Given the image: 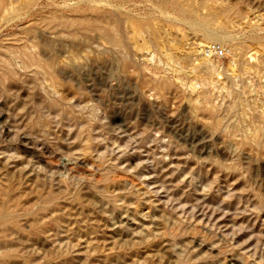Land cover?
<instances>
[{"label": "rangeland", "instance_id": "rangeland-1", "mask_svg": "<svg viewBox=\"0 0 264 264\" xmlns=\"http://www.w3.org/2000/svg\"><path fill=\"white\" fill-rule=\"evenodd\" d=\"M9 1L5 3L6 0H3L4 7L0 10V44L8 42L6 46L0 45V86L5 88L0 89V201L7 197L4 193L10 194L17 208L35 211L25 219L17 221L15 234L10 232L11 237H8L12 240L17 236L25 240L38 238L39 244L18 251L12 248L3 251L0 254V264H264V143L259 147L249 136V133L255 132L256 129L258 132L259 125H264V122L257 118L256 111L257 107L264 108V0H29L30 3L28 0ZM224 3L230 6L233 4L232 7L240 13H229L230 17L219 16V19L211 24L206 21V25L204 19ZM45 16L50 17L48 19L54 24L49 21L51 26L49 23L47 25L48 19L46 21V18H43ZM53 16L56 19H53ZM81 24L85 26L81 27ZM108 29L116 30L121 47L116 45L111 37L110 39L105 35L107 38H104ZM210 30L218 36L225 32V35L231 34L234 38L226 39L225 42L215 40L212 43L207 40ZM259 41L261 42L258 43ZM23 43L29 47H25ZM111 43L113 44L110 45ZM208 44L221 46L224 50L222 55L212 57L215 70L211 73L202 58V49ZM230 44L237 47H231ZM118 48L121 49L120 53ZM2 53L5 54L4 57L1 56ZM24 53L30 58L34 55V61L38 60L39 63L45 61V65L42 62L43 66L51 67V72L47 71L51 80L48 79L47 73L42 74L43 67H29L34 71L29 68L19 70V62L23 57L29 59ZM36 53L38 56H35ZM10 54L15 56V59ZM6 55L8 58H5ZM5 59L11 60L15 67L14 73L20 71L21 74H9L12 72L1 66V61ZM229 66L233 67L232 70ZM253 67L262 68L263 72L260 69L255 73L257 69ZM250 68L253 71H250ZM244 72L247 73L246 76ZM34 74L38 78H35ZM1 75L6 78L2 80ZM43 76L47 78L46 81ZM9 78L13 79V82ZM55 79L57 81L53 84L52 80ZM48 80L52 81V84ZM37 81L38 84L33 83ZM46 88L50 95L45 93ZM73 95L77 97L74 98ZM237 95L239 100L235 97ZM201 101L204 102L201 104ZM204 103L208 105L205 106ZM228 103L232 106L228 105L227 108ZM37 104L41 107L39 110L38 107L35 108ZM194 104H198V108ZM29 115L36 118L31 119ZM242 116L245 117L242 130L231 127L232 123L240 122ZM16 119L21 125H16L19 124ZM89 119L90 123H87ZM81 120L83 123L80 124ZM37 132L44 135L41 137ZM62 134L65 136L62 137ZM87 134L91 135H88L89 141ZM146 135L151 139L147 140ZM243 135L249 140L244 139ZM91 137L98 142L94 143ZM77 141L79 143H76ZM68 143H71V147ZM87 143L93 145L89 150ZM111 150L114 154L116 152L115 157ZM32 153H36V156H32ZM100 153H104V163L98 157ZM113 163L117 167L109 170L106 166L115 165ZM31 164H34V167ZM128 170L132 173L127 172ZM52 175L56 177L55 180ZM28 178H33L34 182ZM79 180L83 182L77 184L76 181ZM87 180L91 183V191L88 189ZM82 183H86V187ZM83 189L89 190V195L88 191ZM80 192H85V196ZM49 193L60 202L47 210L44 209L47 215L43 210L39 211L44 212L42 217L49 216L48 210L49 213H54L51 210L57 209L56 215L64 212L73 221V227L77 222L79 226L91 224V231L86 233L82 229L78 235L72 236L50 230L42 237L36 235V227L42 219L41 213L37 211L41 201L39 197L43 198ZM86 195L89 200H93L88 201ZM261 203L263 204L260 205ZM89 205H92V209ZM59 206L63 207L62 211ZM65 207L70 210L66 211ZM234 214L239 215L236 218ZM122 221L124 224H121ZM226 231L233 232H229V235ZM55 233L59 236H55ZM62 235H67L66 242Z\"/></svg>", "mask_w": 264, "mask_h": 264}, {"label": "bare ground", "instance_id": "bare-ground-1", "mask_svg": "<svg viewBox=\"0 0 264 264\" xmlns=\"http://www.w3.org/2000/svg\"><path fill=\"white\" fill-rule=\"evenodd\" d=\"M5 1V0H4ZM11 1V0H10ZM9 1V2H10ZM26 1V0H25ZM32 1H36V0H31V2ZM12 2V1H11ZM27 2H29V0L27 1ZM5 3H7V0H6V2ZM30 3V2H29ZM12 4V3H11ZM32 4V3H31ZM6 5V4H5ZM23 5V4H22ZM21 5V6H22ZM220 5V4H219ZM11 6V5H10ZM25 6V5H24ZM30 6V5H29ZM233 6V4L230 6V5H228V4H225L224 3V5H220V6H218L217 7V9H215V11L214 12H212L206 19H204L205 21V24H206V21H208V22H210V24H211V22L213 23V21H215L219 16H224V15H226V16H229L228 14L229 13H232V15L233 14H235V13H237L238 14V12H239V10H238V12H237V9L235 8V7H232ZM3 7H4V2H3V0H0V10L1 9H3ZM8 7H9V5H8ZM31 7V6H30ZM181 7V6H180ZM17 8V7H16ZM25 8V7H24ZM28 8V7H27ZM235 8V9H234ZM10 9V8H9ZM9 9H8V11H9ZM26 9V8H25ZM214 9V8H213ZM5 10V9H4ZM7 10V9H6ZM20 10V9H19ZM181 10V9H180ZM185 10V9H184ZM21 11H22V9H21ZM6 12V11H5ZM240 13V12H239ZM53 15V14H52ZM55 15V14H54ZM82 16V15H81ZM80 16V17H81ZM87 16V15H86ZM231 16V15H230ZM229 16V17H230ZM54 17V16H53ZM52 17V18H53ZM104 17V16H103ZM105 17H107V16H105ZM116 17V16H115ZM114 17V18H115ZM2 18V17H1ZM0 18V19H1ZM43 18H46V21H47V19L48 18H50V17H43ZM59 18H61L60 16H59ZM78 18V17H77ZM76 18V19H77ZM53 19H56L55 17L53 18ZM63 19H65V17H63ZM82 19V18H81ZM88 19H89V16H88ZM110 19V18H109ZM219 19V18H218ZM59 20V19H58ZM68 20V18L66 19V21ZM78 20V19H77ZM86 20V19H85ZM90 20V19H89ZM131 20V19H130ZM229 20H231L230 18H229ZM229 20L227 19V21L229 22ZM49 21H51L52 22V20H50V19H48V22H47V25H48V23H49V26H51L50 24V22ZM54 21V20H53ZM70 21V20H69ZM73 21H74V19H73ZM73 21H72V23H73ZM84 21V20H83ZM109 21V20H108ZM112 21V20H111ZM63 22V20L61 21V23ZM71 22V21H70ZM70 22H68L69 24H70ZM74 22H78V21H74ZM79 22H81V20H80V18H79ZM85 22V21H84ZM84 22H82V23H84ZM87 22V21H86ZM88 22H90V21H88ZM94 22H97V21H95L94 20ZM99 22V21H98ZM101 22V21H100ZM53 23V22H52ZM71 23V24H72ZM91 23H92V19H91ZM102 23V22H101ZM100 23V24H101ZM114 23H115V21H114ZM43 24H45V22L43 23ZM54 24V23H53ZM56 24H57V22H56ZM59 24V23H58ZM66 23H65V21H64V25H65ZM68 24V25H69ZM78 23H76V25H77ZM85 24H87V23H85ZM92 24H94V23H92ZM105 24H107V23H105ZM109 24V23H108ZM138 24V23H137ZM143 24V23H142ZM201 24H202V22H201ZM200 24V25H201ZM63 25V24H62ZM82 25V24H81ZM84 25V24H83ZM83 25L81 26V27H83ZM99 25V24H98ZM139 25V24H138ZM144 25H146V23L144 24ZM197 25V24H196ZM199 25V24H198ZM207 25V24H206ZM74 26H75V24H74ZM78 27H79V25H77ZM85 26V25H84ZM89 26V25H88ZM113 26V25H112ZM140 26V25H139ZM99 27V26H98ZM110 27H111V25H110ZM150 27V26H149ZM88 28V27H87ZM87 28H84V29H87ZM132 28V27H131ZM142 28V27H141ZM79 29V28H78ZM114 29V28H113ZM115 29H117V27L115 28ZM121 29V28H120ZM143 29H145L144 27H143ZM149 29V28H148ZM80 30H82V29H80ZM88 30V29H87ZM86 30V31H87ZM91 30V29H90ZM89 30V31H90ZM96 30V29H95ZM105 30V29H104ZM140 30V29H139ZM224 30V29H223ZM85 31V30H84ZM100 31H101V29H100ZM116 30H112V29H108L107 30V32H106V34H104V36L106 35V36H108L109 38L111 37L114 41H115V44L116 45H118V46H120L119 44H120V42L121 41H119L118 39V35H116V32H115ZM122 31V30H121ZM144 31V30H143ZM146 31H147V29H146ZM149 31H150V29H149ZM211 32H208L207 33V40L208 41H210V42H212V43H214V41L216 40H219V41H223V42H225V40L226 39H233L234 37L232 36H228V35H225V32H223L224 34H222V35H219L218 36V34L216 33V32H213L212 30H210ZM226 31V30H225ZM92 32V31H91ZM142 32V31H141ZM150 32H152V31H150ZM139 33V32H138ZM143 33V32H142ZM221 33H222V31H221ZM102 34V33H101ZM132 34V33H131ZM134 34V33H133ZM226 34H228V33H226ZM233 34V33H232ZM240 34V33H239ZM238 34V35H239ZM242 35H244V34H242ZM104 37V38H107V37ZM236 37V36H235ZM110 38V39H111ZM237 38V37H236ZM13 40V39H12ZM15 40H17V39H15ZM14 40V41H15ZM240 40V39H239ZM107 41H109L108 39H107ZM124 41V40H123ZM130 41V40H129ZM234 40H232V42H233ZM255 41V40H254ZM254 41L252 42V43H254ZM258 41V40H257ZM263 41V40H262ZM10 42V41H9ZM13 42V41H12ZM19 42V41H18ZM21 42H23V41H21ZM111 42H113L112 40H111ZM239 42V41H238ZM241 42V41H240ZM261 41H259L258 43H260ZM8 43V42H7ZM6 42L3 44H0V45H5V44H7ZM11 43V42H10ZM15 43H17V42H15ZM14 43V44H15ZM20 43V42H19ZM19 43H17L18 45L17 46H20V44ZM109 43V42H108ZM114 43V42H113ZM113 43H111L110 45H112ZM125 43V42H124ZM130 43V42H129ZM229 43V42H228ZM236 43V42H235ZM245 43H247V42H245ZM250 42H248V44H249ZM257 43V42H256ZM264 43V42H263ZM13 44V43H12ZM13 44V45H14ZM25 43H23L22 45H24ZM115 44H114V46H115ZM126 44V43H125ZM8 45V44H7ZM11 45V44H10ZM16 45V44H15ZM14 45V46H15ZM29 45H31V44H29ZM123 45V44H122ZM242 45V44H241ZM254 45H256V44H254ZM6 46V45H5ZM25 47L27 46V47H29L28 45H24ZM230 46L232 47L233 45L232 44H230ZM234 46H235V44H234ZM233 46V47H234ZM244 46H247V45H244ZM12 47V46H11ZM11 47H10V49L9 50H11ZM21 47V46H20ZM20 47H19V49H20ZM34 47V46H33ZM36 47V46H35ZM121 47V46H120ZM235 47H237V46H235ZM234 47V48H235ZM248 47H249V45H248ZM252 47V46H251ZM1 48V47H0ZM3 48H5V47H3ZM2 48V49H3ZM18 48V47H17ZM16 48V49H17ZM30 48H32L31 46H30ZM212 45H206V46H204V48L202 49V55H203V59H204V64H205V66H206V68H207V70L211 73V71L213 70H215L214 68V64H213V62H212V57L213 56H215L214 55V52L212 51ZM254 47H252V49H253ZM1 49V50H2ZM110 49V48H109ZM116 49V48H115ZM125 49V48H124ZM233 49V48H232ZM21 50V49H20ZM28 50H30V49H28ZM117 50H119V48L117 49ZM228 50V49H227ZM14 51H15V49H14ZM14 51H12V52H14ZM24 51V50H23ZM26 51V50H25ZM32 51V52H31ZM30 52L31 53H33V49L31 50ZM111 51V50H110ZM114 51H116V50H114ZM120 51H121V49L119 50V53H120ZM229 51H232L231 49H229ZM245 51V50H244ZM1 52H3V50L1 51ZM8 52V51H7ZM6 52V53H7ZM22 51H20V53H21ZM37 52V51H36ZM125 52H127V49L125 50ZM124 52V53H125ZM248 52V51H247ZM246 52V53H247ZM258 52V51H257ZM9 53H11V52H9ZM15 53H16V51H15ZM17 53H19L18 51H17ZM26 53V52H25ZM25 53H24V55H25ZM27 53H29V51L27 52ZM26 53V54H27ZM114 53V52H113ZM232 53H233V51H232ZM240 53H241V51H240ZM245 53V52H244ZM248 54H249V52H248ZM256 54V53H255ZM254 54V55H255ZM5 56V54L4 53H2V57H4ZM12 54H10V56H11ZM30 55H32V54H30ZM124 55V54H123ZM233 55V54H232ZM264 55V54H263ZM13 56V55H12ZM17 57L19 56V54H17L16 55ZM22 56H23V54H22ZM22 56H21V58H22ZM25 56H27V55H25ZM29 56V55H28ZM27 56V58H29V59H25L24 57H23V59H22V61L21 62H19L20 63V65H19V67H20V69L19 70H21V69H25V70H28L27 68H29V67H36L37 69L38 68H41V67H43V70H42V74H43V72L44 73H47V71L49 70V69H51V67H49V66H47V67H45V66H43V63L42 62H44V65H45V61H43L42 60V62L41 63H39V61L37 60V59H35V60H37V61H34V55H32V57L30 58V57H28ZM35 56H38L37 55V53L35 54ZM256 57V56H255ZM259 57H260V55H259ZM259 57H258V60H260L259 59ZM1 58V57H0ZM5 58H8V56L6 55V57ZM11 57H9V59H10ZM21 58H16L17 60H19V59H21ZM214 58V57H213ZM13 59H15V56H13ZM40 59V58H39ZM124 59H126L125 57H124ZM123 59V60H124ZM263 59V58H262ZM0 60H2V59H0ZM16 60V61H17ZM23 60H26V61H23ZM41 60V59H40ZM122 60V61H123ZM161 60V59H160ZM159 60V61H160ZM214 60V59H213ZM233 60H236V59H233ZM238 60V59H237ZM236 60V61H237ZM54 61V60H53ZM53 61H51L52 63H53ZM241 61V60H240ZM257 61V60H256ZM261 61V60H260ZM158 62V61H157ZM172 62V61H171ZM235 62V61H234ZM254 62V61H253ZM259 62V61H258ZM257 62V63H258ZM161 63H164V62H161ZM167 62H165V64H166ZM215 64H216V62H214ZM247 63L249 64V62L247 61ZM246 63V64H247ZM251 63H252V61H251ZM255 63V62H254ZM262 63H263V60H262ZM1 66L3 67V68H6V70L8 71V72H12V73H9V74H15V73H17V72H15L14 73V70H15V67L12 65V63H11V60H8V59H5V60H3V61H1ZM17 64H18V61H17ZM41 64H42V66H41ZM46 64H47V62H46ZM233 64V63H232ZM231 64V65H232ZM235 64V63H234ZM238 64H240V62L238 63ZM245 64V63H244ZM244 64H242V65H244ZM167 65V64H166ZM169 65V64H168ZM174 65V64H173ZM172 65V66H173ZM236 65V64H235ZM13 66V67H12ZM53 66V65H52ZM56 66V65H55ZM233 66V65H232ZM238 66V65H237ZM241 66V65H240ZM239 66V67H240ZM255 66V65H254ZM258 66V65H257ZM264 66V65H263ZM262 66V67H263ZM170 67V66H169ZM230 67V66H229ZM246 67H248V66H246ZM251 67H252V64H251ZM260 66H258V68H259ZM35 68V69H36ZM55 68V67H54ZM231 68V70H232V68L233 67H230ZM254 68V67H253ZM256 68V67H255ZM254 68V69H255ZM29 69H31V68H29ZM240 69V68H239ZM246 69V68H245ZM257 69V68H256ZM261 69V71H262V68H260ZM260 69H257V71L255 72V73H257V72H259L260 71ZM4 70V69H3ZM16 70H17V68H16ZM31 70H33V69H31ZM230 70V69H229ZM250 71L252 70L251 68L249 69ZM259 70V71H258ZM34 71V70H33ZM40 71V70H39ZM50 72H51V70H49ZM237 72H238V69L236 70ZM241 71V70H240ZM249 71V72H250ZM253 71V70H252ZM36 72H38V71H36ZM49 72V73H50ZM53 72V71H52ZM56 72V71H55ZM233 72H234V70H233ZM246 72H248V70H246ZM263 72V71H262ZM18 73H20V71L18 72ZM17 73V74H18ZM26 73V72H25ZM21 74V73H20ZM23 74V73H22ZM27 74H28V72H27ZM31 74V73H30ZM29 74V75H30ZM39 74H40V72H39ZM48 74V73H47ZM53 74H56V73H54L53 72ZM239 74H240V72H239ZM244 74H245V76L247 75V73H245L244 72ZM250 74V73H249ZM252 74V73H251ZM35 75V74H34ZM41 75V74H40ZM49 75V77H48V79L50 78V74H48ZM57 75V74H56ZM254 75V74H253ZM10 76V75H9ZM14 76V75H13ZM32 76V75H31ZM31 76H29V77H31ZM39 76V75H38ZM46 76V75H45ZM52 76V75H51ZM233 76V75H232ZM241 76H242V74H241ZM1 77H2V75H1ZM11 77H12V75H11ZM33 77V76H32ZM31 77V78H32ZM41 77V76H40ZM40 77H39V79H40ZM56 77V76H55ZM243 77V76H242ZM249 77V76H248ZM3 79L2 80H4V78H6V76L5 77H2ZM14 78H16V79H19L20 77H14ZM23 78V77H22ZM28 78V77H27ZM35 78H38V77H36V75H35ZM43 78H44V76H43ZM236 78V77H235ZM10 80H12V82H13V79H11V78H9ZM8 79V80H9ZM45 79V78H44ZM47 79V78H46ZM46 79H45V81H46ZM52 79H53V77H52ZM232 79V78H231ZM246 79V78H245ZM245 79H244V81H245ZM263 79V78H262ZM261 79V80H262ZM1 80V79H0ZM15 80V79H14ZM26 79H24V81H25ZM41 81H44V80H42V79H40ZM49 80H51V79H49ZM48 80V81H49ZM234 80V79H233ZM232 80V81H233ZM239 80V79H238ZM18 81V80H17ZM22 81V80H21ZM52 81H54L53 82V84H55L56 82L55 81H57L56 79L55 80H52ZM51 81V82H52ZM59 81L60 80H58V83H59ZM235 81V80H234ZM247 81V80H246ZM250 81V80H249ZM4 82V81H3ZM2 82V83H3ZM9 82V81H8ZM7 82V83H8ZM20 82V81H19ZM27 82V81H26ZM28 82H30V81H28ZM27 82V83H28ZM38 82L39 81H37V82H33V83H36V84H38ZM50 81H49V83H51ZM62 82V81H61ZM162 82V81H161ZM165 83H167L166 81H164ZM239 82V81H238ZM43 83V82H42ZM233 83V82H232ZM237 83V82H236ZM1 84V83H0ZM18 84V83H17ZM35 84V85H36ZM40 84V83H39ZM52 84V83H51ZM60 84V88H61V83H59ZM62 84H64V83H62ZM159 84V83H158ZM239 84H240V82H239ZM13 86H15L14 84H12ZM12 85H10V86H12ZM25 85V84H24ZM23 85V86H24ZM41 85V84H40ZM160 85H162V84H160ZM170 85V84H169ZM238 85V84H237ZM241 85V84H240ZM5 87L6 86H8V85H4ZM22 86V87H23ZM57 86V85H56ZM55 86V87H56ZM59 86V85H58ZM63 86V85H62ZM70 86V85H69ZM68 86V87H69ZM167 86V85H166ZM239 86V85H238ZM243 86V85H242ZM241 86V87H242ZM1 87H3V86H0V89H2ZM9 87V86H8ZM43 87H45V85L43 86ZM67 87V88H68ZM245 88H246V86H244ZM252 87V86H251ZM4 88V87H3ZM7 88V87H6ZM63 88V87H62ZM69 88H71V87H69ZM5 89V88H4ZM30 89V88H29ZM32 89V88H31ZM33 89H35V88H33ZM36 89H38V88H36ZM35 89V90H36ZM47 89L48 88H46V94L48 95L49 93V91L47 92ZM51 89V88H50ZM57 89V88H56ZM242 89V88H241ZM247 89H248V87H247ZM11 90V89H10ZM65 90V89H64ZM68 90V89H67ZM69 90H71V89H69ZM235 90V89H234ZM6 91V90H5ZM239 91H242V90H239ZM246 91V90H245ZM1 92H2V90H1ZM1 92H0V94H1ZM7 92V91H6ZM53 92V91H52ZM61 92H62V89H61ZM78 92V91H77ZM77 92H75V93H77ZM228 92H230V91H228ZM3 93H4V91H3ZM44 93V92H43ZM56 93V92H55ZM59 93V92H58ZM71 93V92H70ZM73 93V92H72ZM71 93V94H72ZM74 93V94H75ZM258 93V92H257ZM41 94V93H40ZM253 94V93H252ZM2 95V94H1ZM46 95V96H47ZM50 95V94H49ZM244 95V94H243ZM68 97L69 96H71V95H67ZM74 96V95H73ZM76 96V95H75ZM75 96H74V98H75ZM259 96H260V94H259ZM259 96H257V97H259ZM57 97H59V96H57ZM64 97H66L65 95H63V98ZM77 97V96H76ZM80 97H82V96H80ZM237 99H238V95L237 96H235ZM263 97H264V95H263ZM208 96H207V100H208ZM252 98V97H251ZM256 98V97H255ZM64 99H66V98H64ZM64 99H62V101L64 100ZM203 99V98H202ZM201 99V100H202ZM250 99V98H249ZM67 100V99H66ZM66 100H64V101H66ZM68 100H69V98H68ZM205 100V99H204ZM239 100V99H238ZM254 100H256V99H254ZM45 101V100H44ZM56 101V100H55ZM258 101V100H257ZM47 102H49V101H47ZM202 102H204V101H201V104H202ZM230 102H231V104H232V101L230 100ZM229 102V103H230ZM246 102V104L245 105H247V101L245 100L244 101V103ZM45 103V102H44ZM74 103H76V102H74ZM82 103V102H81ZM196 103V102H195ZM198 103V102H197ZM227 104V108L229 107L228 105H230V104ZM235 103V102H234ZM241 103V102H240ZM243 103V104H244ZM30 104V103H29ZM36 104V103H35ZM50 104H52V102H50ZM236 104V103H235ZM234 104V105H235ZM76 105H78V103H76ZM195 105V104H194ZM204 105H205V103H204ZM208 105V104H207ZM207 105H205V106H207ZM233 105V106H234ZM237 105H239L238 104V102H237ZM259 105V104H258ZM25 106H27L26 104H25ZM51 106V105H50ZM49 106V107H50ZM196 106V105H195ZM194 106V107H195ZM197 106H198V104H197ZM196 106V107H197ZM210 107H211V105H209ZM208 106V107H209ZM232 105H230V107H231ZM242 106V105H241ZM257 106V105H256ZM262 106V105H261ZM260 106V107H261ZM38 107V108H37ZM46 107V111H47V106H45ZM48 107V108H49ZM79 107H81V106H79ZM86 107H88L87 106V104H86ZM94 107V106H93ZM195 107V108H196ZM200 107H202V106H200ZM214 107L216 108V106L214 105ZM218 107V106H217ZM29 108V107H28ZM32 108V107H31ZM35 108H37L38 110H39V108H41V107H39V105L37 104V106L35 105ZM198 108V107H197ZM203 108V107H202ZM212 108H213V106H212ZM232 108H234V107H232ZM238 108V107H237ZM236 108V109H237ZM20 110H21V107L19 108ZM24 109V108H23ZM27 109V108H26ZM33 109H34V107H33ZM50 109V108H49ZM64 109V108H63ZM81 109H83V108H81ZM90 109V108H89ZM217 109V108H216ZM219 109V108H218ZM231 109V108H230ZM257 109L258 110H256L257 111V118L260 120V121H262V122H264V108H260L259 109V107H257ZM198 110V109H197ZM238 110V109H237ZM237 110H235V111H237ZM18 111V110H17ZM31 111H33V110H31ZM34 111H36V110H34ZM42 110H40V112H41ZM45 111V110H44ZM55 110H53V112H54ZM57 111V110H56ZM199 111V110H198ZM202 111H203V109H202ZM213 111H215V109L213 110ZM218 111V110H217ZM216 111V112H217ZM233 112H235L234 110H232ZM240 111V110H239ZM29 112V111H28ZM71 112V111H70ZM230 111H228V113H229ZM232 112V113H233ZM34 113V112H33ZM46 113H48V112H46ZM67 113V112H66ZM77 113V112H76ZM75 113V114H76ZM246 113H247V111H246ZM254 113H256V112H254ZM84 114V113H83ZM86 114V113H85ZM239 114V113H238ZM16 115V114H15ZM15 115H14V117H15ZM18 115V114H17ZM16 115V116H17ZM32 115V114H31ZM31 115H29V116H31ZM36 115V114H35ZM34 115V116H35ZM40 115H43V114H40ZM54 115V114H53ZM60 115V114H59ZM241 115V114H240ZM247 115V114H246ZM19 116V115H18ZM61 116H64V115H61ZM75 116V115H74ZM88 116V115H87ZM25 117V116H24ZM39 117V116H38ZM37 117V118H38ZM76 117V116H75ZM79 117V116H78ZM82 116H80V118H81ZM231 117V116H230ZM15 118H17V117H15ZM19 118V117H18ZM17 118V119H18ZM36 118V117H35ZM34 117H32L31 116V119H35ZM44 118V117H43ZM61 117H59V119H60ZM68 118H69V116H68ZM234 118H236V117H234ZM238 118V117H237ZM240 118V117H239ZM251 118V117H250ZM17 119L15 120V121H17ZM20 119V118H19ZM27 119H29L28 117H27ZM31 119H29V120H31ZM70 119V118H69ZM83 119V118H82ZM230 119V118H229ZM257 119V120H258ZM58 120V119H57ZM68 120V119H67ZM71 120V119H70ZM84 120H85V118H84ZM93 120V119H92ZM240 122H234V123H232V126L231 127H233V128H235V129H238V130H242V128H243V122L245 121V117L244 116H242L240 119ZM14 120H12V122H13ZM38 121V120H37ZM45 121V120H44ZM44 121H43V123H44ZM86 121V120H85ZM89 121V122H88ZM87 121V123H90V119ZM95 121V120H94ZM98 122H99V120H97ZM252 121H253V119H252ZM11 122V123H12ZM18 122V121H17ZM27 122V121H26ZM25 122V123H26ZM34 122V121H33ZM32 122V123H33ZM62 122V121H61ZM77 122V121H76ZM220 122V123H219ZM219 122H217V123H219V124H221V121H219ZM248 122V121H247ZM254 122V121H253ZM19 123V122H18ZM38 123H39V121H38ZM46 123V122H45ZM68 123V122H67ZM81 123H83V121L81 120V122H80V124ZM103 123V122H102ZM214 123V122H213ZM246 123V122H245ZM249 123H250V121H249ZM248 123V124H249ZM252 123V122H251ZM24 124V123H23ZM26 124H28V123H26ZM40 124V123H39ZM49 124V123H48ZM47 124V125H48ZM258 124H260V122L258 123ZM258 124H257V126H258ZM12 125H14V123L12 124ZM16 125H21L20 123L19 124H16ZM42 125V124H41ZM40 125V126H41ZM45 125V124H44ZM89 125V124H88ZM99 125V124H98ZM100 125H101V123H100ZM213 125H217V124H213ZM226 125H227V123H226ZM225 125V126H226ZM263 125V124H262ZM33 126H34V124H33ZM64 126V125H63ZM70 126V125H69ZM79 126V125H78ZM90 126V125H89ZM89 126H86V127H89ZM102 126H103V124H102ZM208 126H210L209 124H208ZM249 126V125H248ZM254 126H256V125H254ZM8 127V126H7ZM10 127V126H9ZM25 127V126H24ZM38 127V126H37ZM60 127H61V124H60ZM211 127V126H210ZM214 127V126H213ZM212 127V128H213ZM227 127H228V125H227ZM259 127V130H258V132H257V129H256V131L255 132H250L249 133V136H250V138H251V140H253V142H255L256 143V145H259V147H262L263 145H262V142L264 143V125L263 126H258ZM12 128H13V126H12ZM21 128V127H20ZM27 128V127H26ZM42 128V127H41ZM49 128V127H48ZM55 128V127H54ZM59 128V127H58ZM72 129H74V127H71ZM225 128V127H224ZM33 129V128H32ZM37 129H39V130H42L43 129V131L45 130L44 128H42V129H40V128H37ZM235 129H234V131H235ZM11 130V129H10ZM9 130V131H10ZM15 130V129H14ZM25 130V129H24ZM35 130V129H34ZM38 130V131H39ZM70 130V129H69ZM78 130V129H77ZM80 130V129H79ZM213 130H214V128H213ZM218 130V129H217ZM226 130H228V129H226ZM252 130V129H251ZM250 130V131H251ZM11 131H13V129L11 130ZM22 131V130H21ZM27 131V130H26ZM29 131V130H28ZM46 131V130H45ZM50 131V130H49ZM56 131H57V128H56ZM74 131V130H73ZM76 131V130H75ZM87 131H88V129H87ZM92 131H93V129H92ZM230 131H232V130H230ZM253 131V130H252ZM13 132H15V131H13ZM17 132V131H16ZM15 132V133H16ZM79 132V131H78ZM14 133V134H15ZM18 133V132H17ZM41 133V132H40ZM61 133V132H60ZM83 133H84V129H83ZM86 133H88V132H86ZM90 133V132H89ZM147 133V132H146ZM150 133V132H149ZM242 133H245V132H242ZM37 134L38 135H40L38 132H37ZM57 134V133H56ZM56 134H53V135H56ZM85 134V133H84ZM91 134V133H90ZM95 134V133H94ZM148 134V133H147ZM151 134V133H150ZM150 134H148V135H150ZM239 134V133H238ZM241 134V133H240ZM41 135H44L43 133H41ZM40 135V136H41ZM47 135H50V134H47ZM64 134H62V137H64L63 136ZM72 135V134H71ZM88 135L89 134H87V138H88ZM148 135H146V138H147V136ZM152 135V134H151ZM226 135V134H225ZM242 135V134H241ZM245 136L247 135V134H244ZM243 135V136H244ZM29 136V135H28ZM45 136H46V133H45ZM44 136V137H45ZM59 136V135H58ZM67 136L68 135H66V139H67ZM91 135H89V137H90ZM238 136V135H237ZM242 136V137H243ZM245 136H244V139H248L249 140V138H245ZM248 136V135H247ZM248 136V137H249ZM16 137H17V135H16ZM42 137V136H41ZM43 137V138H44ZM82 138H84L83 136H81ZM102 137V136H101ZM142 137H143V135H142ZM150 137V136H149ZM152 137V136H151ZM228 137V136H227ZM18 138V137H17ZM26 138V137H25ZM56 138V137H55ZM72 137H70V139H71ZM80 138V137H79ZM81 138V139H82ZM91 138H93V137H91ZM262 138H263V140H262ZM30 139V138H29ZM58 139H61V138H58ZM89 139L90 138H88L87 139V141H89ZM107 139H108V137H107ZM149 138H147V140H148ZM151 139V138H150ZM149 139V140H150ZM20 140V139H19ZM26 140V139H25ZM44 140V139H43ZM45 140H46V138H45ZM64 140V139H63ZM68 140V139H67ZM86 140V139H85ZM91 140H93V141H95V138H93V139H91ZM90 140V142H92ZM99 140H101V139H99ZM146 140V139H145ZM86 141V142H87ZM108 141V140H107ZM142 141V140H141ZM24 142V141H23ZM28 142H30V141H28ZM57 142H59V141H57ZM66 142V141H65ZM69 142V141H68ZM82 142H83V139H82ZM96 142H98V141H95L94 143H96ZM21 143V142H20ZM53 143H54V141H53ZM72 143V142H71ZM71 143H68V145L69 144H71ZM76 143H79L78 141L76 142ZM93 143V142H92ZM91 143V144H92ZM104 143V142H103ZM255 143H252V144H255ZM49 144V143H48ZM55 144H56V142H55ZM66 144H67V142H66ZM240 144V143H239ZM242 144V143H241ZM240 144V145H241ZM31 145V144H30ZM35 145V144H34ZM37 145V144H36ZM59 145H61V143H59ZM63 145V144H62ZM79 145V144H78ZM83 145V144H82ZM87 145H88V150L90 149V147H93V145L92 146H90V144H88L87 143ZM104 145V144H103ZM106 145V144H105ZM109 145V144H108ZM112 145V144H111ZM260 145H262V146H260ZM26 146V145H25ZM45 146V145H44ZM44 146H43V148H44ZM70 147H71V145H69ZM68 146V147H69ZM72 146H74L73 144H72ZM86 146V145H85ZM85 146H84V148H85ZM117 146V145H116ZM243 146H244V144H243ZM251 146V145H250ZM253 146V145H252ZM24 147V146H23ZM38 147V146H37ZM50 147V146H49ZM59 147V146H58ZM100 147V146H99ZM112 147V146H111ZM167 147V146H166ZM170 147V146H169ZM172 147V146H171ZM258 147V146H257ZM26 148H29V147H26ZM53 148H54V146H53ZM55 148H56V146H55ZM62 148H64L63 146H62ZM61 148V149H62ZM74 148H76V146L74 147ZM140 148H142V147H140ZM144 148V147H143ZM37 149V148H36ZM59 149V148H58ZM65 149V148H64ZM70 148H68V150H69ZM73 149V148H72ZM77 149V148H76ZM134 149H136V148H134ZM173 149V148H172ZM253 149H255L254 148V146H253ZM252 149V150H253ZM259 149V148H258ZM258 149L256 150V151H258ZM261 149V148H260ZM259 149V150H260ZM24 150V149H23ZM26 150V149H25ZM28 150V149H27ZM44 150V149H43ZM63 150V149H62ZM137 150V149H136ZM139 150V149H138ZM149 150V149H148ZM166 150H168V148L166 149ZM170 150V149H169ZM47 151V150H46ZM67 151V150H66ZM74 151V150H73ZM76 151V150H75ZM84 151V150H83ZM83 151H81V153L83 152ZM102 151V150H101ZM113 150H111V152H112ZM126 151V150H125ZM141 151V150H140ZM260 151H262V150H260ZM36 152V151H35ZM54 152V151H53ZM64 152V151H63ZM80 152V151H79ZM151 152V151H150ZM19 153V152H18ZM21 153V152H20ZM29 153V152H28ZM31 153V152H30ZM52 153V152H51ZM59 153V152H58ZM66 153V152H65ZM64 153V154H65ZM71 153V152H70ZM107 153L109 154V152H108V150H107ZM121 153H122V150H121ZM134 153V152H133ZM139 153V152H138ZM170 153V152H169ZM262 153H264V152H262ZM33 154H35V156H36V153H32V156H34ZM49 154V153H48ZM93 154V153H92ZM114 153L112 152V155H113ZM115 154H116V152H115ZM115 154H114V157H115ZM124 155H125V153H123ZM122 154V155H123ZM131 154H132V152H131ZM156 154V153H155ZM40 155V154H39ZM60 155H62V154H60ZM89 155V154H88ZM94 155V154H93ZM262 156V155H261ZM16 156H14V158H15ZM40 157V156H39ZM63 157H65V156H63ZM72 157V156H71ZM98 157H100V161H102L103 163L106 161V160H104L105 159V156H104V153H100L99 155H98ZM118 157V156H117ZM119 157H120V155H119ZM118 157V158H119ZM124 157V156H123ZM62 158V157H61ZM86 158V157H85ZM108 158V157H107ZM121 158V157H120ZM140 158V157H139ZM42 159V158H41ZM114 159V158H113ZM94 160V159H93ZM43 161V160H42ZM64 161V160H63ZM91 161V160H90ZM123 161V160H122ZM137 161V160H136ZM155 161V160H154ZM37 162V161H36ZM78 162V161H77ZM84 162V161H83ZM115 162H118V161H116L115 160ZM34 163V162H33ZM38 163V162H37ZM48 163V162H47ZM59 163V162H58ZM89 163H91V162H89ZM130 163V162H129ZM141 163V162H140ZM60 164V163H59ZM63 164V163H62ZM66 164V163H65ZM65 164H63V165H65ZM84 164V163H83ZM85 164H87L86 163V161H85ZM96 164V163H95ZM113 164H115V163H113ZM118 164V163H117ZM120 164V163H119ZM122 164V163H121ZM18 165V164H17ZM33 167H34V164H31ZM36 165V164H35ZM48 165V164H47ZM61 165V164H60ZM67 165V164H66ZM88 165V164H87ZM103 165V164H102ZM106 165V164H105ZM124 165V164H123ZM156 165V164H155ZM22 166H24V165H22ZM41 166V165H40ZM50 166V165H49ZM58 166V165H57ZM62 166V165H61ZM90 166V165H89ZM96 166V165H95ZM98 166V165H97ZM127 166H128V164H127ZM153 166V165H152ZM70 167V166H69ZM92 167V166H91ZM106 167H109L108 169L109 170H111L112 168H116L117 167V165L115 164V165H111V164H109L108 166H106ZM105 167V168H106ZM163 167H165V166H163ZM182 167V166H181ZM180 167V168H181ZM21 168H23V167H21ZM66 168H68V167H66ZM65 168V169H66ZM80 168V167H79ZM103 168V167H102ZM130 167H128V169H129ZM157 168V167H156ZM162 168V167H161ZM166 168V167H165ZM30 169V168H29ZM34 169V168H33ZM39 169H41V168H39ZM100 169V168H99ZM120 169V168H119ZM138 169H140V168H138ZM173 169V168H172ZM177 169V168H176ZM32 170V169H31ZM55 170V169H54ZM62 170V169H61ZM85 170V169H84ZM102 170V169H101ZM115 170V169H114ZM120 170H122V169H120ZM34 170H32V172H33ZM38 171V170H37ZM42 171V170H41ZM49 171V170H48ZM57 171V170H56ZM100 171V170H99ZM117 171V170H116ZM123 171H124V169H123ZM135 171V170H134ZM156 171V170H155ZM165 171V170H164ZM171 170H169V172H170ZM27 172H28V170H27ZM51 172V171H50ZM58 172V171H57ZM56 172V173H57ZM112 172V171H111ZM119 172V171H118ZM127 172H130V170H128ZM136 172H138V171H136ZM146 172V171H145ZM157 172V171H156ZM12 173V172H11ZM16 173V172H15ZM26 173V172H25ZM35 173V172H34ZM40 173V172H39ZM104 173V172H103ZM107 173V172H106ZM114 173V172H113ZM130 173H132V172H130ZM162 173V172H161ZM168 173V172H167ZM171 173H173V172H171ZM24 174V173H23ZM99 174V173H98ZM134 174L136 175V173L134 172ZM157 174V173H156ZM164 174H166V172L164 173ZM163 174V175H164ZM63 175H64V173H63ZM145 175V174H144ZM169 175H172V174H169ZM168 175V176H169ZM53 176V175H52ZM60 176V175H59ZM177 176V175H176ZM22 177H24V175L22 176ZM27 177H28V174H27ZM63 177V176H62ZM78 177V176H77ZM100 177V176H99ZM136 177H138V174H137V176ZM146 177H147V175H146ZM155 177V176H154ZM160 177H161V175H160ZM174 177V176H173ZM173 177H167V178H173ZM53 178H54V176H53ZM52 178V179H53ZM56 178V177H55ZM55 178L53 179V180H55ZM107 178V177H106ZM159 178V177H158ZM28 179H30V180H32L33 178H28ZM91 179V178H90ZM93 179V178H92ZM163 179V178H162ZM165 179V178H164ZM178 179V178H177ZM7 180V179H6ZM24 180V179H23ZM116 180V179H115ZM141 180H143V179H141ZM154 180V179H153ZM166 180H168V179H166ZM166 180H164V181H166ZM27 181V180H26ZM33 181V180H32ZM80 181H82V180H79V181H76L77 182V184L80 182ZM161 181V180H160ZM163 181V182H164ZM170 181H172V180H170ZM34 182V181H33ZM57 182H58V180H57ZM69 182V181H68ZM83 182V181H82ZM90 182H92V181H90ZM148 182V181H147ZM159 182V181H158ZM157 182V183H158ZM44 183V182H43ZM59 183H60V180H59ZM67 183V182H66ZM120 183V182H119ZM149 183H150V181H149ZM156 183V182H155ZM33 184V183H32ZM64 184V183H63ZM83 184V183H82ZM89 184V180H87V185ZM94 184H95V181H94ZM160 184V183H159ZM16 185V184H15ZM60 185V184H59ZM66 185V184H65ZM64 185V186H65ZM84 185V184H83ZM85 185H86V183H85ZM84 185V187H86ZM91 185V183L88 185V189L90 188L89 186ZM93 185V184H92ZM97 185V184H96ZM99 185V184H98ZM147 185V184H146ZM152 185V184H151ZM163 185V184H162ZM175 185V184H174ZM182 185V184H181ZM17 186V185H16ZM35 186V185H34ZM33 186V187H34ZM61 186H62V183H61ZM72 186V188H73V185H71ZM70 186V187H71ZM110 186H112V185H110ZM122 186V185H121ZM159 186H161V184L159 185ZM167 187L169 186L168 184L166 185ZM42 187H43V185H42ZM60 187V186H59ZM66 187V186H65ZM68 187H69V185H68ZM83 187V186H82ZM100 187V186H99ZM126 187V186H125ZM135 187V186H134ZM133 186H132V188H134ZM36 188V187H35ZM54 188H57V187H54ZM63 188L64 187H62V191H63ZM71 188V189H72ZM5 189V188H4ZM34 189V188H33ZM92 189V188H91ZM129 189V188H128ZM155 189V188H154ZM157 189H158V187H157ZM173 188H171L170 190H172ZM18 190V189H17ZM17 190H16V193H18L17 192ZM56 190H58V189H56ZM84 190V189H83ZM82 190V191H83ZM86 190V189H85ZM84 190V191H85ZM90 190V189H89ZM89 190H86V191H88V195H89ZM100 190V189H99ZM119 190H121V189H119ZM11 191V190H10ZM35 191V190H34ZM43 191V190H42ZM59 191V190H58ZM58 191H56V192H58ZM73 191V190H72ZM71 191V192H72ZM85 191V192H86ZM91 191V190H90ZM94 191V190H93ZM114 191V190H113ZM129 191V190H128ZM155 191H157V190H155ZM173 191V190H172ZM248 191V190H247ZM250 191V190H249ZM248 191V192H249ZM4 192V191H3ZM2 192V193H3ZM5 192H7V191H5ZM15 192V191H14ZM13 192V193H14ZM53 192V191H52ZM85 192H83V194H84V196H85ZM116 192H118V191H116ZM121 192V191H120ZM152 192V191H151ZM251 192V191H250ZM21 193H23V192H21ZM78 193V192H77ZM81 193V192H80ZM92 195H94V193H92V192H90ZM106 193H107V191H106ZM105 193V194H106ZM134 193V192H133ZM157 193V192H156ZM160 193V192H159ZM174 193V192H173ZM7 197L5 198V200L4 199H2V201H0V254L3 252V251H7L8 249L10 250L11 248H12V250H22V249H27V248H29V247H31V246H35V245H38L39 244V240H37L38 238H36V239H34L33 238V240L32 239H27V240H25V239H20V238H18L19 236H17L16 238H14V239H16L15 240V242L11 239V238H9L8 236H10L11 237V233L10 232H12V234H15V232H14V230H15V227H16V223H17V221H19V220H23V219H25V217H27L30 213L32 214V213H34L35 211H31L30 210V208H29V210L31 211H27V210H21V209H19V208H17L18 206H16V204L15 203H13V199H12V197L10 196V194H6V193H4ZM3 194V195H4ZM34 194V193H33ZM40 194H43V193H40ZM64 194H66V193H64ZM74 194V193H73ZM82 194V193H81ZM82 194V195H83ZM114 194V193H113ZM119 194V193H118ZM170 194V193H169ZM230 194V193H229ZM30 195H32V194H30ZM72 195V194H71ZM132 195H134V194H132ZM171 195V194H170ZM255 195V194H254ZM42 196V195H41ZM44 196V195H43ZM74 197H75V195H73ZM95 196L97 197V195L95 194ZM158 196V195H157ZM35 197V196H34ZM33 197V198H34ZM88 196L86 195V199L88 200V201H91V200H93V198L91 199L90 198V200H89V197L87 198ZM114 197V196H113ZM171 197V196H170ZM250 197H252V195L250 196ZM258 197V196H257ZM1 198V197H0ZM3 198V197H2ZM21 198V197H20ZM32 198V199H33ZM36 198V197H35ZM67 198V197H66ZM111 198V197H110ZM164 198H166V197H164ZM233 198V197H232ZM38 199V198H37ZM39 199L41 200L40 201V203H39V207H37L38 208V212L39 211H41V210H43L44 211V209H49V208H51V207H53L56 203L58 204V202H60V201H58L57 200V198L56 197H54L53 195H50V193H49V195H46V196H44L43 198H40L39 197ZM38 199V200H39ZM65 199V198H64ZM70 199H71V197H70ZM96 199H98V197L96 198ZM96 199L94 198V200L96 201ZM175 199V198H174ZM173 199V200H174ZM76 200V199H75ZM99 200V199H98ZM101 200V199H100ZM262 200V199H261ZM34 201V200H33ZM77 201V200H76ZM94 201V202H95ZM221 201V200H220ZM30 202H31V200H30ZM66 202V201H65ZM100 202V201H99ZM242 202V201H241ZM251 202V201H250ZM262 202V201H261ZM19 203H21V201L19 202ZM28 203V202H27ZM36 203V202H35ZM70 203V202H69ZM90 203V202H89ZM166 203V202H165ZM178 203V202H177ZM180 203H182V202H180ZM26 204V203H25ZM64 204V203H63ZM75 204V203H74ZM169 204V203H168ZM184 204V203H183ZM231 204V203H230ZM239 204V203H238ZM263 203H261L260 205H262ZM23 205V204H22ZM35 205V204H34ZM79 205V204H78ZM86 205V204H85ZM177 205V204H176ZM233 205H235L234 203H233ZM248 205V204H247ZM257 205V204H256ZM77 206V205H76ZM81 206V205H80ZM79 206V207H80ZM90 206V205H89ZM92 206V205H91ZM91 206H90V208H91ZM180 206V205H179ZM240 206H242V205H239V207ZM252 206V205H251ZM262 206H264V204L262 205ZM60 207V209H61V211L63 210V207L61 208V206H59ZM58 207V208H59ZM84 207V206H83ZM82 207V208H83ZM95 207V206H94ZM93 207V208H94ZM129 207V206H128ZM176 207V206H175ZM178 207V206H177ZM234 207V206H233ZM36 208V209H37ZM236 208V207H235ZM242 208V207H241ZM252 208V207H251ZM65 210L67 209L66 207L64 208ZM78 209V208H77ZM80 209V208H79ZM78 209V210H79ZM92 209V208H91ZM179 209V208H178ZM232 209V208H231ZM250 209V208H249ZM261 209H262V207H261ZM34 210V209H33ZM51 210V209H50ZM55 210H56V212H57V209H52L51 210V212H54V213H49L50 211L48 210V214H49V216L48 217H45V216H43L42 217V215L44 214V212H46V215H47V211H44L43 213H41V212H39V213H41V217H42V219L39 221L40 222V224L38 225V227H36V232H35V234L36 235H41V237H42V235L43 234H45L46 232H49L50 230H53L54 232L55 231H57L56 233L57 234H61V233H67V234H70V235H76L80 230L82 231V229H84L85 230V232L87 231H91V229L93 228V225H91V224H83V225H80L79 226V223L77 222V224L75 225V223H74V227L72 226V223H73V221L70 219V217L69 216H67L66 214H64V212H63V214H62V212H61V214H59V215H56V213H55ZM67 210H70L69 208L67 209ZM66 210V211H67ZM78 210L77 211H75V213H77L78 212ZM94 210H97V209H95L94 208ZM221 210V209H220ZM238 210V209H237ZM59 211V210H58ZM127 211H128V208H127ZM179 211V210H178ZM214 211V210H213ZM217 211H218V209H217ZM224 211V210H223ZM222 211V212H223ZM80 213H81V211H79ZM216 212V211H215ZM225 212V211H224ZM223 212V213H224ZM228 212V211H227ZM254 212V211H253ZM79 213V214H80ZM129 213V212H128ZM237 213V212H236ZM255 213H256V211H255ZM38 214V213H37ZM207 214V213H206ZM205 214V215H206ZM232 214V213H231ZM249 214V213H248ZM209 215H211V214H209ZM235 215V214H234ZM239 214H237V215H235L234 217H236L237 218V216H238ZM243 216V215H242ZM34 217H36V216H34ZM81 218H82V216H80ZM121 217V216H120ZM119 217V218H120ZM203 217V216H202ZM233 217V218H234ZM240 217V216H239ZM84 218H85V216H84ZM124 218H126V217H124ZM209 218V217H208ZM230 218H231V216H230ZM244 218V217H243ZM34 219H36V218H34ZM37 219H39V218H37ZM88 219H89V217H88ZM93 219V218H92ZM129 219V218H128ZM206 219H207V217H206ZM216 219H217V217H216ZM240 219V218H239ZM241 219H242V217H241ZM30 220H31V218H30ZM90 220V219H89ZM130 220V219H129ZM231 220V219H230ZM245 220H246V218H245ZM253 220V219H252ZM251 220V221H252ZM29 221V220H28ZM91 221H94V220H91ZM97 221H98V218H97ZM110 221V220H109ZM124 221V220H123ZM122 221V222H123ZM239 221V220H238ZM243 221V220H242ZM26 222V221H25ZM90 222V221H89ZM130 222V221H129ZM128 221H127V223H129ZM208 222V221H207ZM230 222V221H229ZM248 222V221H247ZM29 223H30V221H29ZM86 223V222H85ZM91 223V222H90ZM92 223H95V222H92ZM109 223H111V222H109ZM131 223V222H130ZM210 223V222H209ZM214 223V222H213ZM212 223V224H213ZM237 223V222H236ZM250 223V222H249ZM260 223V222H259ZM37 224V223H36ZM121 224H124V222L123 223H121ZM126 224V223H125ZM211 224V223H210ZM221 223H219V225H220ZM251 224V223H250ZM216 225V224H215ZM225 225V224H224ZM228 225V224H227ZM227 225H225V226H227ZM237 225L238 224H236V227H237ZM249 225V224H248ZM252 226V225H251ZM18 227V226H17ZM231 227V226H230ZM243 227V226H242ZM19 228V227H18ZM31 228V227H30ZM234 228H235V226H234ZM261 228V227H260ZM32 229V228H31ZM238 229V228H237ZM225 230H226V228H225ZM231 230V229H230ZM239 230V229H238ZM17 231V230H16ZM22 231V230H21ZM224 231V230H223ZM234 231V230H233ZM232 231V232H233ZM257 231V230H256ZM260 231V230H259ZM258 231V232H259ZM18 232V231H17ZM86 232V233H87ZM229 232L230 233H232L231 231H228V233H227V231H226V233L227 234H229ZM236 232V231H235ZM263 232V231H262ZM24 233V232H23ZM32 233H34V232H32ZM56 233H55V236H57L56 235ZM95 233V232H94ZM238 233V232H237ZM255 233V232H254ZM253 233V234H254ZM17 234V233H16ZM251 234V233H250ZM78 235V234H77ZM79 235H80V233H79ZM85 235V234H84ZM175 235V234H174ZM230 235V234H229ZM16 236V235H15ZM28 236H30V234L28 235ZM59 236V235H58ZM57 236V237H58ZM61 236V235H60ZM65 236H67V235H65ZM65 236H63L62 235V238H64ZM71 236V237H72ZM209 236V235H208ZM258 236V235H257ZM260 236V235H259ZM262 236V235H261ZM21 237V236H20ZM24 237H26V236H24ZM23 237V238H24ZM37 237V236H36ZM44 237V236H43ZM75 237H77V236H75ZM174 238H176L175 236H173ZM232 237V236H231ZM17 238H18V240H17ZM211 238V237H210ZM237 238V237H236ZM254 238V237H253ZM47 239V238H46ZM59 239H61V238H59ZM66 237L64 238V240H65V242H66ZM73 239V238H72ZM78 239V238H77ZM82 239V238H81ZM91 239H92V237H91ZM205 239H206V237H205ZM242 239V238H241ZM56 240H58V239H56ZM80 240V239H79ZM239 240V239H238ZM244 240V239H243ZM242 240V241H243ZM257 240H259V239H257ZM43 241V240H42ZM78 241V240H77ZM227 241V240H226ZM225 241V242H226ZM70 243H71V241H69ZM68 242V243H69ZM82 242V241H81ZM204 242V241H203ZM250 242V241H249ZM16 243V244H15ZM67 243V244H68ZM69 243V244H70ZM75 243V242H74ZM202 243V242H201ZM223 243V242H222ZM239 243V242H238ZM260 243V242H259ZM59 244V243H58ZM66 244V243H65ZM82 244V243H81ZM96 244V243H95ZM204 244V243H203ZM227 244V243H226ZM230 244V243H229ZM228 244V245H229ZM240 244V243H239ZM242 244V243H241ZM240 244V245H241ZM253 244V243H252ZM252 244H251V246H252ZM77 245V244H76ZM98 245V244H97ZM96 245V246H97ZM236 245V244H235ZM253 245H255V244H253ZM74 246V245H73ZM78 246V245H77ZM243 246V245H242ZM206 247V246H205ZM215 247V246H214ZM261 247V246H260ZM260 249V248H259ZM61 250V249H60ZM207 250H209V249H207ZM213 250V249H212ZM232 249L230 248V251H231ZM206 251V250H205ZM207 252V251H206ZM264 252V251H263ZM211 253V252H210ZM111 257H113V256H111ZM237 260H238V258H237ZM232 261V260H231ZM262 261V260H261ZM234 264V263H233ZM256 264V263H255ZM262 264V263H261Z\"/></svg>", "mask_w": 264, "mask_h": 264}, {"label": "built area", "instance_id": "built-area-1", "mask_svg": "<svg viewBox=\"0 0 264 264\" xmlns=\"http://www.w3.org/2000/svg\"><path fill=\"white\" fill-rule=\"evenodd\" d=\"M211 49L214 52L215 56L222 55L224 52L223 48L221 46H218V45H212Z\"/></svg>", "mask_w": 264, "mask_h": 264}]
</instances>
